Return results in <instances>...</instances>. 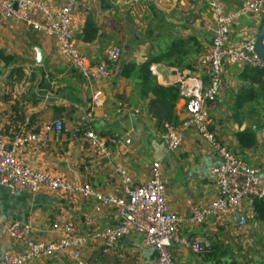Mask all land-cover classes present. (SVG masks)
Here are the masks:
<instances>
[{"label": "crops", "instance_id": "obj_1", "mask_svg": "<svg viewBox=\"0 0 264 264\" xmlns=\"http://www.w3.org/2000/svg\"><path fill=\"white\" fill-rule=\"evenodd\" d=\"M37 1L56 8L66 0ZM222 2L228 10L241 7V0ZM149 4L159 9L160 20L153 19L156 12H147L142 18L138 11L143 10V4L137 0H78L71 25L80 51L90 61L99 62L106 58L110 46L123 48L115 73L103 81H89L83 76L70 58L60 54L54 37L34 32L28 24L0 13V132L8 137L32 132L41 136L40 142L20 146L18 156L24 164L72 184L90 182L102 192L120 196L124 192L118 166L129 171L134 184H141L151 179L153 162L160 161L168 207L184 219L179 237L211 243L209 251L197 252L191 245L173 242L170 249L177 262L264 264V219L255 209V200H244L237 211L211 215L200 224L188 220L193 206H205L220 194L211 174L218 157L195 128L184 127V100L180 96L172 120L161 123L151 112L156 99L154 87L172 85L162 82L165 72L159 67L166 62L163 56L172 43L157 34L182 35L183 30L187 51L181 59L193 63L169 64L179 75L191 71L204 75L198 58L208 50L209 20L205 24L198 21L203 18L198 17L196 0H149ZM147 17L149 23L142 33L138 23ZM261 24V17H244L232 27L231 42L241 43L248 35L257 34ZM162 40L168 42L163 44ZM37 47L45 54L41 65L36 61ZM156 51L160 54L155 55ZM130 63L135 68L126 75L123 71ZM149 66L159 73L158 77L148 76ZM246 67L226 64L220 96L208 103L209 116L220 141L264 172V119L259 114L246 118L242 113L246 102L264 95V83ZM97 90L102 91V101L92 106ZM57 120L66 127L61 133L51 128ZM84 122L98 134L115 136L117 142L110 157L91 145L84 131H76ZM167 122L184 133L182 145L174 152H168L164 142ZM246 128L255 132L250 146H242L238 137ZM96 204L94 199L47 186L32 193L12 192L0 184V258L24 250V245L7 233L6 223H27L31 239L51 241L59 235L53 223L70 220L75 231L87 237L81 251L88 264H155L156 248L139 234L130 233L110 248L104 239L94 237L96 232L120 222L115 208L104 206L97 211ZM241 215L247 216L244 226L238 224ZM25 264H75V259L72 255H56Z\"/></svg>", "mask_w": 264, "mask_h": 264}, {"label": "built area", "instance_id": "obj_2", "mask_svg": "<svg viewBox=\"0 0 264 264\" xmlns=\"http://www.w3.org/2000/svg\"><path fill=\"white\" fill-rule=\"evenodd\" d=\"M208 5L211 21L215 26V36L211 48L200 57V64L205 69L204 75L190 73L176 76L171 74L164 83L176 84L180 97L184 100V127H193L199 132L217 154V164L211 174L214 182L220 187V194L205 206H193L188 219L191 223H203L209 216H223L237 211L244 200L253 202L264 200V172L237 155L222 143L212 129L208 103L218 99L221 92L225 66L245 65L264 70V58L256 51V34L241 43L231 42L232 27L247 16L256 15L264 19V0H241V7L228 10L222 0H205ZM78 0H66L59 7L51 8L37 0H0V13L11 19L24 22L37 32H44L56 39L62 56L71 59L72 63L89 81H103L112 77L122 57L123 48L112 45L106 51L103 61L92 62L77 46L72 30V14ZM151 74L159 73L151 70ZM173 76V78H171ZM170 78V79H169ZM176 78V79H175ZM102 91L97 90L92 96V106L101 104ZM164 142L168 152H174L183 143V131L172 123L165 125ZM61 133L66 127L61 120L51 126ZM91 145L106 157L112 155V145L117 142L115 136H103L84 122L82 128ZM37 133H19L8 137L0 132V184L12 192L26 190L36 193L44 186L63 192L77 193L87 199H94L96 210L102 207H113L120 215L117 225L107 226L96 232L94 237L105 240L108 248L118 240L136 233L144 242L156 248L155 264H180L171 252L173 242L179 240L186 246H192L197 252L209 251L210 242L200 244L179 237L180 224L184 219L170 210L167 204V188L163 179L160 161L152 164L151 179L148 182L134 184L129 171L117 167L121 176L123 195L105 193L90 182L72 184L47 172L36 170L22 162L18 156L20 146L28 142H40ZM247 216L241 215L238 224L244 226ZM7 233L24 245V250L16 254H5L0 264H25L30 261L56 255H72L75 264H88L82 258V246L87 237L75 231V224L70 220H58L53 229L59 235L51 241L33 240L28 236L30 226L22 221L5 224Z\"/></svg>", "mask_w": 264, "mask_h": 264}, {"label": "rangeland", "instance_id": "obj_3", "mask_svg": "<svg viewBox=\"0 0 264 264\" xmlns=\"http://www.w3.org/2000/svg\"><path fill=\"white\" fill-rule=\"evenodd\" d=\"M137 1H139L140 3H142L143 4V10L141 11V10H139L138 11V13L139 14H142V18H144V16H145V14H147V12L148 13H150V14H153L154 12H156L155 13V16H154V20L155 21H158V20H160L161 18V16H160V13L158 12V10L159 9H157L156 7H154V8H152V6L149 4V0H137ZM197 1V3H198V17H199V19L200 18H203V19H201V20H198L200 23L203 21V24H205V22L207 21V20H209L208 21V23L206 22V24H207V29H208V32H209V37H208V45H207V49L209 50V48H210V46L212 45V42H213V39H214V36H215V26H214V24L212 23V21H211V14H210V11H209V8H208V5L206 4V1L205 0H196ZM149 4V5H148ZM141 17V16H140ZM206 20V21H205ZM262 21H263V19H261ZM147 21V23L146 24H144L145 22ZM149 23V19H148V17L147 18H145L144 20H140V22L138 23V25L140 26V28H141V32L142 33H144V31L146 30V25ZM142 24H143V26H142ZM149 26V25H148ZM34 32H37V31H34ZM40 33H43V34H46V33H44V32H40ZM181 34L182 35H180L178 32L177 33H174V34H172V35H169V36H164L163 34H157V36H160V37H163V38H169V40L171 41V43L172 44H170L169 46V48H167V55L166 56H163V59H164V61H166L167 62V60L168 61H170V62H168V63H166V62H163V63H161V65L159 66L161 69L163 68L164 69V72L166 73L170 68L169 67H171V65L169 64V63H176V62H178V63H181V64H183V63H185L184 64V66L185 65H187V64H192L193 63V61L192 60H190V61H187V62H185L183 59H181V54L183 53V52H186L187 51V43L185 42L186 41V39L183 37V34H184V32H183V30L181 31ZM252 36V35H251ZM248 37H250V35H248L247 36V38ZM247 38H244L243 39V41H245ZM168 40V39H167ZM156 41L157 42H159L160 41V39H158V38H156ZM155 41V42H156ZM162 42H163V44H165L166 42H168V41H166V42H164L163 40H162ZM157 50V49H156ZM208 50H201L202 51V55H204V54H206V52L208 51ZM158 54H160L159 53V51H156L155 52V55H158ZM173 55L175 56L174 58H172L171 59V57H173ZM201 55V56H202ZM200 56V57H201ZM170 59V60H169ZM171 60H175V61H171ZM195 61H197V60H195ZM198 62H199V64H200V60H199V58H198ZM160 63V62H159ZM196 63V62H195ZM180 70H181V68H180ZM199 70V69H198ZM197 70V71H198ZM191 73H196V72H194V71H191ZM197 74V73H196ZM201 74H203V73H201ZM164 75V74H163ZM258 75V74H257ZM157 76V75H156ZM155 76V77H156ZM258 76H260V77H262L261 78V81H262V83H264V73H260ZM158 77V76H157ZM156 77V78H157ZM169 77V72L167 73V75L164 77V80L162 81L163 83L167 80V78ZM165 84V83H164ZM251 102L252 103H249V102H246L247 104L245 105V107L244 108H242V113H243V115H245V117L246 118H249L250 116H253V115H257V114H259L260 116H261V118H263L264 119V95L262 96H260V99L259 100H254V97H253V99L251 100ZM241 157V156H240ZM241 158H243V157H241ZM244 159V158H243ZM246 160V159H245ZM141 238H142V236H141Z\"/></svg>", "mask_w": 264, "mask_h": 264}, {"label": "trees", "instance_id": "obj_4", "mask_svg": "<svg viewBox=\"0 0 264 264\" xmlns=\"http://www.w3.org/2000/svg\"><path fill=\"white\" fill-rule=\"evenodd\" d=\"M134 68L135 64H127L124 68L123 73L127 75ZM246 68L251 72V74H255L254 76H258L260 73H264V70L261 69L250 68L248 66ZM147 73L148 76L151 74L150 66L148 67ZM154 91L156 94V99L151 104L152 114L161 123L163 122V120H172L174 117L175 103L180 96L179 87L176 84L167 86L158 84L154 87ZM238 137L242 146H250L255 140V132L250 128H246L238 133ZM255 209L259 213V217L261 219H264V200L256 199Z\"/></svg>", "mask_w": 264, "mask_h": 264}, {"label": "water", "instance_id": "obj_5", "mask_svg": "<svg viewBox=\"0 0 264 264\" xmlns=\"http://www.w3.org/2000/svg\"><path fill=\"white\" fill-rule=\"evenodd\" d=\"M256 51L261 58H264V19H263L262 24L260 25V28L256 34ZM36 61L40 65L43 64L45 61L44 51L40 47H37V59H36ZM170 70H171V68L164 74V76H166L167 73L170 72ZM171 74L176 75L177 70L172 69Z\"/></svg>", "mask_w": 264, "mask_h": 264}, {"label": "bare ground", "instance_id": "obj_6", "mask_svg": "<svg viewBox=\"0 0 264 264\" xmlns=\"http://www.w3.org/2000/svg\"><path fill=\"white\" fill-rule=\"evenodd\" d=\"M165 74V73H164Z\"/></svg>", "mask_w": 264, "mask_h": 264}]
</instances>
